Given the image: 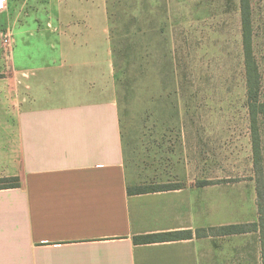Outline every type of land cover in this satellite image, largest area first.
<instances>
[{"label": "rangeland", "instance_id": "1", "mask_svg": "<svg viewBox=\"0 0 264 264\" xmlns=\"http://www.w3.org/2000/svg\"><path fill=\"white\" fill-rule=\"evenodd\" d=\"M0 1L5 2L0 8V84L9 95L14 89L19 106L31 95L32 72L17 69L26 38L31 55L35 50L52 62L58 55L109 56L128 180L147 187L204 188L217 213L212 218L252 225L257 175L240 0ZM251 8L264 102V0H251ZM142 29V43L127 45L125 33ZM122 47L142 50V60L130 55L129 66L116 59L113 51ZM261 132L264 155V117ZM257 214L259 223V209Z\"/></svg>", "mask_w": 264, "mask_h": 264}, {"label": "crops", "instance_id": "2", "mask_svg": "<svg viewBox=\"0 0 264 264\" xmlns=\"http://www.w3.org/2000/svg\"><path fill=\"white\" fill-rule=\"evenodd\" d=\"M26 39L17 69L32 72L29 100L19 106L14 89L9 95L0 84V178L21 181L0 190V264H263L258 230L136 242L242 222L212 218L204 188L131 195L139 184L124 164L109 56L52 62L31 55ZM256 207L252 224L257 190Z\"/></svg>", "mask_w": 264, "mask_h": 264}, {"label": "trees", "instance_id": "3", "mask_svg": "<svg viewBox=\"0 0 264 264\" xmlns=\"http://www.w3.org/2000/svg\"><path fill=\"white\" fill-rule=\"evenodd\" d=\"M241 6V19L243 28V54L245 61V73H246V83H247V108L249 111L250 120V135L252 143L253 152V162L254 169L257 175V200L259 209V223L257 224H242V225H228L218 228L200 229L194 231H179L168 234H153L142 237L135 238L136 242L139 243H156L164 241H175L182 239H192L196 237H206V236H228L243 234L251 231L258 230L261 232L262 239V254H263V264H264V187H263V148H262V132H261V119L264 117V102L261 100V79L259 68L256 62V58L253 52V32H252V8L251 0H240ZM138 21H140L142 16H135ZM162 30L159 34H162ZM145 31L138 30L135 33L130 31L125 33L126 43L129 44L130 41L141 42L144 38ZM142 43V42H141ZM113 55L116 59L119 57L120 60L126 61L130 66V55L136 58L137 61L142 60V50L138 48H120L113 51ZM127 59V60H126ZM131 59V58H130ZM119 60V59H118ZM118 60H116V66L118 67ZM115 63V62H114ZM127 65V64H126ZM128 69L126 70V75L128 74ZM123 68L119 69L118 72L122 71ZM21 181L17 177L13 178H0V190L4 189H14L19 188ZM180 186L172 187H147V186H136L129 188V193L131 195L148 194L156 192H164L180 189Z\"/></svg>", "mask_w": 264, "mask_h": 264}, {"label": "built area", "instance_id": "4", "mask_svg": "<svg viewBox=\"0 0 264 264\" xmlns=\"http://www.w3.org/2000/svg\"><path fill=\"white\" fill-rule=\"evenodd\" d=\"M5 6V2L3 1H0V8L4 7Z\"/></svg>", "mask_w": 264, "mask_h": 264}]
</instances>
